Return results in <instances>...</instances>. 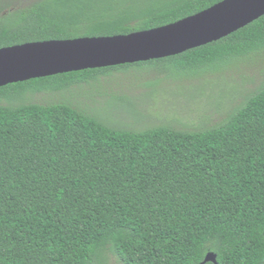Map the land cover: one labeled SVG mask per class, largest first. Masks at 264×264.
I'll return each instance as SVG.
<instances>
[{
	"label": "trees",
	"instance_id": "trees-1",
	"mask_svg": "<svg viewBox=\"0 0 264 264\" xmlns=\"http://www.w3.org/2000/svg\"><path fill=\"white\" fill-rule=\"evenodd\" d=\"M222 0H0V48L150 30ZM264 54V16L162 65L172 76ZM7 85L62 91L78 74ZM187 74V75H188ZM6 99V98H5ZM8 100V99H7ZM0 99V264H264V83L199 131L105 125L67 103ZM7 102V101H6ZM212 264V263H206Z\"/></svg>",
	"mask_w": 264,
	"mask_h": 264
},
{
	"label": "rangeland",
	"instance_id": "rangeland-1",
	"mask_svg": "<svg viewBox=\"0 0 264 264\" xmlns=\"http://www.w3.org/2000/svg\"><path fill=\"white\" fill-rule=\"evenodd\" d=\"M14 1L18 10L34 0ZM253 54L184 76H172L162 65L137 63L89 76L78 74L62 91L33 87L24 94H1L0 99L4 105L67 103L119 130L143 131L163 125L188 132L205 130L222 123L263 85L264 54ZM102 264L122 263L109 254Z\"/></svg>",
	"mask_w": 264,
	"mask_h": 264
},
{
	"label": "water",
	"instance_id": "water-1",
	"mask_svg": "<svg viewBox=\"0 0 264 264\" xmlns=\"http://www.w3.org/2000/svg\"><path fill=\"white\" fill-rule=\"evenodd\" d=\"M262 16L264 0H222L195 15L150 30L2 47L0 88L56 75L178 56L217 42ZM216 258L208 252L201 264H217Z\"/></svg>",
	"mask_w": 264,
	"mask_h": 264
}]
</instances>
